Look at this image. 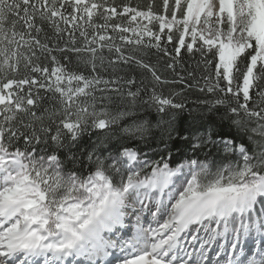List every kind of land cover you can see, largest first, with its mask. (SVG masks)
<instances>
[{
  "label": "snow or ice",
  "instance_id": "6c2138e0",
  "mask_svg": "<svg viewBox=\"0 0 264 264\" xmlns=\"http://www.w3.org/2000/svg\"><path fill=\"white\" fill-rule=\"evenodd\" d=\"M145 49L199 56L187 128ZM0 264H264V0H0Z\"/></svg>",
  "mask_w": 264,
  "mask_h": 264
},
{
  "label": "trees",
  "instance_id": "16d2710c",
  "mask_svg": "<svg viewBox=\"0 0 264 264\" xmlns=\"http://www.w3.org/2000/svg\"><path fill=\"white\" fill-rule=\"evenodd\" d=\"M122 0H117V3H121ZM135 3L136 0H133ZM143 2H147V0H143ZM157 3H159V0H157ZM169 51H171V46H169ZM144 52L146 55L144 56V59L146 62H149L153 64L157 70L158 73L162 76L163 79H166L168 81H176L175 83H168L163 85H158L157 90L163 91L165 95H168L171 92L181 91L183 90V96L177 98V102H179L181 99L184 100L186 107L183 112H177L176 113V127L178 129L180 128H187L192 123V118L200 117L202 114L207 113V108L198 105L197 101L205 100V99H213L212 96L207 95L205 93H201L198 91V85L196 84V80H199L200 76L203 74V69L197 67V61L199 60V56H189L186 53L182 51L181 53V59L178 63H176L175 69H169L167 67L168 63L171 61L165 57L162 53H157L154 49H145ZM123 67V66H122ZM189 73L195 74V79L193 77L189 76ZM122 75H135L137 79V85H140V82L143 81V86L146 89H150L152 87V78L151 75L142 69H139L137 67L130 66L124 69V71L121 73ZM179 77H183V83L179 81ZM202 83V82H201ZM187 85H192V87H187ZM135 90V89H133ZM149 91H145L141 94V103L138 105L139 111L142 114H147V118L149 120H152L153 123H155L156 119V113L154 108H152L150 105L143 103L144 101L148 100ZM46 106V104H45ZM225 109L221 108L220 112H224ZM205 119H215L217 122V131H222L224 133H231L233 135V138L235 136L240 135V133L237 132V130L233 128L228 127V121H220L219 116H206ZM201 123H204V121H201L200 119L196 120V124L200 125ZM222 125V127H221ZM254 124L249 125V127H254ZM155 133H158L157 129L152 130ZM200 132H204L205 128L200 127ZM95 137H93L94 139ZM255 139H258V137H254ZM174 140L176 137L174 136ZM246 141V137H245ZM242 142V141H238ZM148 143H152L151 140L148 141ZM143 146V145H142ZM169 146L171 148V142H169ZM181 146L182 145H178ZM144 150L146 152H149V155L152 156L153 159H158V156H155L152 154L153 151L160 152L163 154L164 152V145L159 142V135L157 134L156 141L153 143L152 150H149V148L145 147ZM173 152H175V148L171 149ZM223 153H219L212 157V159L219 162V157L222 156ZM200 159H204V154L201 153ZM174 166V165H173Z\"/></svg>",
  "mask_w": 264,
  "mask_h": 264
},
{
  "label": "bare ground",
  "instance_id": "6f19581e",
  "mask_svg": "<svg viewBox=\"0 0 264 264\" xmlns=\"http://www.w3.org/2000/svg\"><path fill=\"white\" fill-rule=\"evenodd\" d=\"M149 207H152V205L149 204ZM206 225H208V222H206V224H205L204 226H202L201 228L203 229V227H207ZM200 235H201L202 237H205V233H204L203 230H201ZM223 238H224V237H218V238H217L218 243H213V244L210 246L211 249H212V251L209 252L210 257H213V258H214L213 255H215V252L218 250V244H222L221 241H223ZM219 259L223 260V254L221 255V257H220Z\"/></svg>",
  "mask_w": 264,
  "mask_h": 264
},
{
  "label": "rangeland",
  "instance_id": "374dc122",
  "mask_svg": "<svg viewBox=\"0 0 264 264\" xmlns=\"http://www.w3.org/2000/svg\"><path fill=\"white\" fill-rule=\"evenodd\" d=\"M142 222L145 224V226H147V224L149 222H151V216L149 214H145L143 217H142ZM126 223L129 224V227H131V225L134 223V217H131L129 220H126ZM153 226H155L153 224ZM207 227H209V225H207ZM224 242V241H223Z\"/></svg>",
  "mask_w": 264,
  "mask_h": 264
}]
</instances>
